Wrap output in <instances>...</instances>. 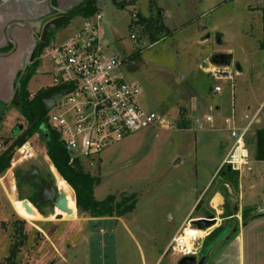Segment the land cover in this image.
<instances>
[{"label": "rangeland", "instance_id": "374dc122", "mask_svg": "<svg viewBox=\"0 0 264 264\" xmlns=\"http://www.w3.org/2000/svg\"><path fill=\"white\" fill-rule=\"evenodd\" d=\"M84 1L54 0V4L73 8ZM119 1L121 4L99 0L98 43L106 54L123 61L126 80L140 87L142 105L173 123L170 130L147 128L107 147L98 155L99 168L90 172L99 179L93 189L98 200L121 193L137 194L135 209L123 218L129 233L120 224L72 223L74 216L55 210L52 202L48 208L39 210L31 205L33 213H25L22 201L18 200L21 192L16 186L34 171L48 175L41 159L54 173L56 186L65 193L72 215L76 211L71 189L51 166L43 143L35 134L23 147L14 148L11 166L0 176V264L13 246L17 248L14 261L18 264H72L71 252L78 257L79 264H87L88 258L99 263L98 257L103 253L107 254L106 264H112L114 255L116 264L127 261V264H136L139 259L136 245L144 254L147 246L157 245L160 249L164 226L171 223L169 215L175 219L177 207L184 210L192 206L209 179L220 180L221 174L214 172L231 144L230 134L223 121L222 129L221 120L234 114L245 123V115L252 117L258 111L259 122L253 126L264 127V49L259 48L260 10L264 0ZM39 4L49 7L47 0ZM150 17L151 23L156 21L155 27L146 29L138 19ZM84 20L80 16L71 17L47 41L66 40ZM161 24L163 31L159 33L157 25ZM18 50L0 58V63L9 67L5 79H12L17 71L21 59ZM206 60L212 66H205ZM39 62L27 86L29 98L46 90L49 83L48 67L43 68L41 59ZM227 64L231 81L221 79ZM215 86H220L221 92H214ZM189 100L199 107L202 120L194 122L190 117V107L184 105ZM179 107L186 110L183 116L186 128H181L184 121L176 113ZM1 113L0 126L2 122L4 126L23 122V114L18 109L0 107ZM207 115L211 116L214 129L205 122ZM3 139L0 137V148ZM248 161L251 172L240 176L241 202L258 206L264 203V162L254 161L251 154ZM178 180L180 183L176 184ZM194 184L198 186L197 193L192 191ZM21 191L22 198L30 194L25 187ZM203 201L202 207H205L206 201ZM193 211L192 218L198 215L195 207ZM210 213L217 217L214 212ZM16 219L24 221L23 225L15 224ZM20 226L26 236L22 244L18 235ZM190 227L194 229L191 224ZM214 231L210 230L209 235ZM208 243L207 240L205 245ZM51 245L59 252L65 249L64 262L55 255ZM70 245H77L79 249L67 250ZM164 256L161 264H166L169 257H177L171 251Z\"/></svg>", "mask_w": 264, "mask_h": 264}, {"label": "built area", "instance_id": "2783aa9c", "mask_svg": "<svg viewBox=\"0 0 264 264\" xmlns=\"http://www.w3.org/2000/svg\"><path fill=\"white\" fill-rule=\"evenodd\" d=\"M99 19L97 14L84 20L83 25L62 42H47L40 55L43 68L48 67L46 89L72 86L44 117L46 126L58 134L70 158L78 160L88 172L99 168L98 155L103 150L125 137L147 128L170 130L173 126L166 116L142 105L140 87L126 80L123 61L106 54L99 45L96 36ZM222 75L221 79L232 80L230 70L226 69ZM220 91L219 86L214 87V92ZM256 116L257 113L252 117L245 115L246 122L241 126L234 116L223 120L231 144L220 169L229 167L238 175L251 171L245 141ZM205 122L211 123L212 118L205 117ZM190 222L188 219L171 239L167 252L183 257L200 252L201 237L191 236L186 240L184 231L190 228Z\"/></svg>", "mask_w": 264, "mask_h": 264}, {"label": "crops", "instance_id": "0c3cea01", "mask_svg": "<svg viewBox=\"0 0 264 264\" xmlns=\"http://www.w3.org/2000/svg\"><path fill=\"white\" fill-rule=\"evenodd\" d=\"M41 1L44 2V0H0V43H1L0 47L4 46V43H3L4 40L13 39V38H17L21 36V34L24 32V29H25L23 27L11 26L7 31L8 25L15 23V22L22 23V22H27V21H33L36 18L44 17L50 13L49 7L46 6L47 7L46 8L44 6H41V4H39V3L43 4V2ZM48 2L49 0H47V4ZM52 4L58 7V5L54 4V0H52ZM66 7H71V6H66ZM263 8L264 6L260 10L261 19L259 23L262 39H264V29H263L264 28V16L262 12ZM204 65L212 66L208 60H206ZM236 67L238 70H240V67L238 65ZM226 68L230 70L228 64ZM184 105L187 108L189 105L190 110H191V114L189 115L191 118L194 119V122L198 121V119L202 120L203 116H201L199 107L194 102L189 100V101L184 102ZM178 109L176 110L177 115H179V117L181 118L182 116H185L186 114L185 108L179 107ZM181 109L183 110V112H181ZM187 111H189V109ZM231 116L235 117V119L237 120V125L241 126L245 124L241 122L238 118H236L234 114H232ZM205 117H211V116L207 115ZM223 120H221L222 125H223L222 123ZM182 121L185 122V120H182ZM255 122L256 123L259 122L257 117L255 119ZM210 124L212 125H209V128L214 129L213 120ZM222 129L224 130V125L222 126ZM254 130L255 128L254 126H252V131L249 134V136L252 134ZM224 146H227V144L224 143ZM249 154L250 153L248 152V155ZM221 163L222 162H220L219 166L215 169L214 174L220 170ZM245 173L247 172H244L242 174H245ZM241 175H238L237 187L235 188L232 187L230 184H228L226 180L223 178H221L218 182H215V180L211 181V179H209L205 186L201 185L202 191L198 194L192 206L188 205V207L184 210H183L184 207L183 208L180 206L177 207V211H176L177 217H175V219H173L174 217L172 214L169 215L168 219H169V222L171 223L170 225H168V227L164 226V231H163L164 238L162 239L160 249L158 248L157 245H154V247L147 246V250H146L147 254H144L142 248L139 245H136V248H137L136 252H137V255L139 256L138 262L135 261L137 262L136 264H161L165 257L164 254L166 255L168 253L167 248L169 246L171 239L184 227L185 222L188 219L195 220V219L204 218L210 215L214 216L213 213L212 214L210 213L211 211L214 212L215 215L217 216L216 217L217 223L214 227L210 228L209 230H206L207 231V232L205 231L206 233L201 232L203 233V235L200 236L202 239L201 242L202 243L204 242L202 244V250H203V247L206 246L205 242L207 241V238H208L207 236L209 235L210 230L216 231L217 230L216 227H218V229L221 228V230L218 231L216 236H214L213 238L218 237L222 234L223 244L226 245L224 251L222 252L220 257L217 259V261L214 264H264V216L250 220L251 215H255L258 213L264 214V203H261L258 206H255L254 204L252 206L242 204L241 202V196H242L241 181H240ZM210 181H211V184H210ZM179 183H180L179 180L176 181V184H179ZM197 190H198V186L197 184H194V189L192 190L193 193L194 192L197 193ZM203 200L206 201L205 207H202L203 205L202 202H204ZM197 205L198 207L196 208ZM29 206L31 207L30 204ZM194 207L198 215L192 218L191 215H192V211ZM30 209L32 210V207ZM209 209L211 211H209ZM232 209L236 210L235 214L232 216L225 217V215H228L231 213ZM246 209L247 210L252 209V210L247 216V219L244 220L242 214L244 213ZM129 214L130 213L120 218H114V217L113 218H78L76 211H75V215H71V216H74V220H72V223L82 221L83 223L96 222V223H114L115 225L120 224V226L123 225L124 229L127 231V233H129L127 224L123 219L124 217L129 216ZM220 225L221 227H219ZM51 247H52V250L55 252V255L59 257L62 260V262H64L65 260L63 259L64 257L62 258V256L64 253L63 251L65 249L59 252L58 251L59 249L57 250L56 246L54 247V245H51ZM77 247H78L77 245H70L66 249L71 250V251L78 250L79 248ZM202 250L200 252H202ZM214 254L215 253H211L209 258H211ZM132 256L133 254H131V257H130L131 261H133ZM176 256L177 257H175L174 259L173 257L172 258L169 257L168 260L166 261L167 262L166 264H175L179 259L183 257L180 255H176ZM71 258H73L72 264H79L78 257L75 254H73V252H71ZM98 259H99V263H95L92 259L88 258L87 264H106L108 261L107 254L103 253L99 255ZM111 260L112 261L110 262H112V264H116L115 255L114 257H111ZM130 264H133V263H130Z\"/></svg>", "mask_w": 264, "mask_h": 264}, {"label": "trees", "instance_id": "16d2710c", "mask_svg": "<svg viewBox=\"0 0 264 264\" xmlns=\"http://www.w3.org/2000/svg\"><path fill=\"white\" fill-rule=\"evenodd\" d=\"M111 1L114 4H121L119 0ZM98 2L99 0H85L77 7L71 8L68 11L67 16L69 19L74 16H80L83 19H92L99 13ZM262 12L264 16V8L262 9ZM138 21L146 26V29H148L150 26L155 27L154 23L156 21H154V23H151V17L139 18ZM66 23H68V21L63 24L66 25ZM157 26V30L159 31V33L162 32L163 25L161 24L160 26ZM47 42L48 41L45 42L44 46L47 44ZM259 48L264 49V39H262V41L260 42ZM36 67L37 64L33 67L32 72L27 75L26 81H28L32 77ZM22 84L24 98L27 99L29 96V94L25 91L27 83ZM29 105L32 113L34 112L33 116L29 114L28 108L25 109V111H22V114H24L28 120V131L25 132L24 136L19 140V142L15 143L13 148L5 149L0 152V176H2L10 168L14 148H19L27 139L36 134L43 143L45 154L48 157L51 166L55 169L61 181H63L71 189L72 198L78 218H120L128 213H131L137 203V194L121 193L117 197L111 195L103 200H96L93 196V189L99 183L98 177L84 170L78 160H72L70 158L68 153L61 145L58 134L46 126L45 118H41L39 116L36 110L37 103L35 97L30 100ZM181 120H183V116ZM181 125V128H186L185 122ZM39 127L43 128V130ZM245 145L248 152L252 155L254 161L264 162V128L255 129L252 134L247 137ZM220 174V179L223 178L232 187H237V172H234L232 170L227 171L226 168H221L218 171L217 175ZM28 199L29 198H22L21 195L18 196L19 201H28ZM30 203L34 205L36 201L33 200L30 201ZM197 207L198 205L196 206V208ZM251 210L252 209H246L244 211V213L242 214L244 220L247 219V216L249 215ZM235 211V209H232L231 213L225 215V217L234 215ZM23 222L24 221L20 219L15 220V224L19 223L23 225ZM220 230L221 228L210 234L207 240L209 241L214 236H216L217 232ZM18 235L19 237H21L19 243L22 244V242L26 239V236L22 234L21 226L18 231ZM16 249L17 248L14 246L10 249L9 255L6 257L3 264H18L16 261H14Z\"/></svg>", "mask_w": 264, "mask_h": 264}, {"label": "flooded vegetation", "instance_id": "af4514ba", "mask_svg": "<svg viewBox=\"0 0 264 264\" xmlns=\"http://www.w3.org/2000/svg\"><path fill=\"white\" fill-rule=\"evenodd\" d=\"M40 18L42 17L36 18L33 21H37ZM10 40H12L15 45L14 50L10 55H13L19 49L18 53L20 54L21 59L17 71L15 72V74H13L12 79L4 78V75H6V71L9 72V70H7L9 67L3 66L0 63V107H4L7 110L9 109V107H13L15 109H18L20 114H22V111H25V109L28 108L29 114L33 116L34 112L32 113V111L30 110L29 102L31 99L36 97L38 93H36L32 98H29L28 96V98L25 99L23 94L22 83H27L25 90L27 92V86L32 77L28 81H26V77L29 73L32 72V69L37 64V62L38 64L40 63L39 62L40 55L43 46L47 41V38L43 42V44H41V34L35 33L34 28H30L26 26L21 36ZM3 43L4 46L0 47V54L7 53L12 48V45L7 40H4ZM0 58L3 59L6 57H0ZM5 112L6 111L4 110L3 113ZM2 117L3 114L1 113L0 122ZM2 123L0 126V137L4 139L2 140V145L0 149L5 150V149L13 148L15 143L19 142V140L24 136L25 132L28 131V120L26 116L23 114L22 123L19 122L10 126H4L2 125ZM39 128L42 129L41 127ZM38 139L42 143L39 137ZM22 180L23 183L21 185L17 183L18 185L16 186V189L18 191L20 190L21 192L20 195L22 194L21 189L25 187L27 188V190L30 191V194L27 195V198H29L28 199L29 204L32 205L34 209L36 208L39 210L42 208L43 209L48 208V206L52 201L51 192L53 189H55L49 174L46 175L45 173L34 171V174L32 176L28 178L23 177ZM33 200L36 201L34 205L30 203V201Z\"/></svg>", "mask_w": 264, "mask_h": 264}, {"label": "water", "instance_id": "95a60500", "mask_svg": "<svg viewBox=\"0 0 264 264\" xmlns=\"http://www.w3.org/2000/svg\"><path fill=\"white\" fill-rule=\"evenodd\" d=\"M49 11L50 13L37 21H27V22H15L7 27V31L11 26L16 27H23L26 26L30 28H34L35 33L41 34V44L46 40V38L61 24L67 22L69 20L67 13L71 9V7L66 8H59L52 5V0H49ZM11 45L12 48L7 53H1L0 57H7L9 56L14 50V43L12 40H7ZM72 90V86H62V87H52L46 89L36 95V103H37V112L41 118H44L46 114L53 108L55 102L62 96H64L67 92ZM42 164L44 165L45 169L47 170L49 176L53 180V184L55 189L51 192L52 197V205L55 210L59 211L60 213H65L68 216L73 214V210L68 207L66 195L64 192L58 189L56 186V179L54 174L52 173L48 164L41 159ZM227 171H230V168H226ZM56 192L58 197L56 198ZM22 207L25 213L31 214L33 213L30 209L29 203L27 201H22ZM264 214L258 213L255 215L250 216V220L254 218L263 217ZM217 223V218L213 215L191 220L190 224L196 231L205 232L210 228L214 227ZM225 244H223L222 234L218 237L213 238L209 241V243L203 248L202 252H199L197 255L194 256H184L177 261L176 264H214L217 259L220 257L222 252L225 249ZM215 253L211 258L210 254Z\"/></svg>", "mask_w": 264, "mask_h": 264}, {"label": "bare ground", "instance_id": "6f19581e", "mask_svg": "<svg viewBox=\"0 0 264 264\" xmlns=\"http://www.w3.org/2000/svg\"><path fill=\"white\" fill-rule=\"evenodd\" d=\"M52 173H53V172H52ZM53 174H54V173H53ZM54 176H55V175H54ZM55 179H56V177H55ZM184 233H185L186 240H187L188 238H190L191 236H198V237H200V236L203 235V233L198 232V231H195L194 229H191V228H187V229H185ZM205 233H206V232H205Z\"/></svg>", "mask_w": 264, "mask_h": 264}]
</instances>
